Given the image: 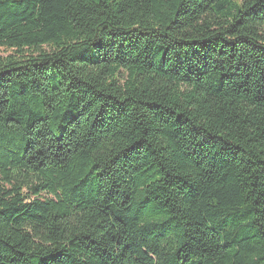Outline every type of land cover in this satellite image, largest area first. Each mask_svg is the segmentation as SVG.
I'll return each instance as SVG.
<instances>
[{
    "label": "trees",
    "instance_id": "trees-1",
    "mask_svg": "<svg viewBox=\"0 0 264 264\" xmlns=\"http://www.w3.org/2000/svg\"><path fill=\"white\" fill-rule=\"evenodd\" d=\"M0 264H264V0H0Z\"/></svg>",
    "mask_w": 264,
    "mask_h": 264
},
{
    "label": "rangeland",
    "instance_id": "rangeland-1",
    "mask_svg": "<svg viewBox=\"0 0 264 264\" xmlns=\"http://www.w3.org/2000/svg\"><path fill=\"white\" fill-rule=\"evenodd\" d=\"M8 54H9L8 51H5V50H3V49H0V56H1V57L7 56Z\"/></svg>",
    "mask_w": 264,
    "mask_h": 264
}]
</instances>
